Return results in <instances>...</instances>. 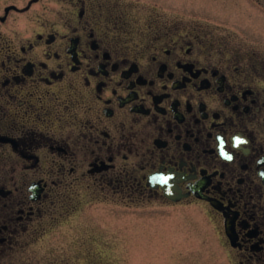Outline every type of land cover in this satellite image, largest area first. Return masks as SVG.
I'll use <instances>...</instances> for the list:
<instances>
[{
    "label": "flooded vegetation",
    "instance_id": "1",
    "mask_svg": "<svg viewBox=\"0 0 264 264\" xmlns=\"http://www.w3.org/2000/svg\"><path fill=\"white\" fill-rule=\"evenodd\" d=\"M155 204L264 264V0H0V264Z\"/></svg>",
    "mask_w": 264,
    "mask_h": 264
},
{
    "label": "rangeland",
    "instance_id": "2",
    "mask_svg": "<svg viewBox=\"0 0 264 264\" xmlns=\"http://www.w3.org/2000/svg\"><path fill=\"white\" fill-rule=\"evenodd\" d=\"M100 211L97 206L94 212ZM93 216L95 222L56 225L53 240L43 245V262L32 264H227L213 232L172 206L129 208L125 230L111 218L101 226L99 215Z\"/></svg>",
    "mask_w": 264,
    "mask_h": 264
}]
</instances>
